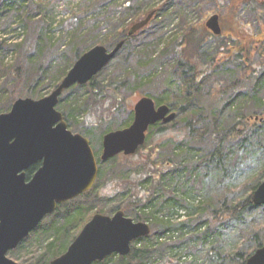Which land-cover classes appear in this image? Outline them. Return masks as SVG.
<instances>
[{"label":"rangeland","instance_id":"1","mask_svg":"<svg viewBox=\"0 0 264 264\" xmlns=\"http://www.w3.org/2000/svg\"><path fill=\"white\" fill-rule=\"evenodd\" d=\"M161 6L166 7V16L156 17L151 25L153 30L150 29L146 32L147 35L154 32L155 36L162 37V44L156 53L162 51L161 48H165L172 37H176L181 32L182 28L200 22L205 26L208 18L216 14L219 18L221 29L219 36L221 38H212L205 42L202 53L209 58L222 60L225 57V52L231 48V39H236L251 51L253 63L261 65L264 69V63L257 55L259 41L264 38V0H152L150 4V8H160L159 12ZM62 16L60 13L48 16L47 20L51 18L53 22L47 29L41 25L38 18L35 19L34 26L27 24L26 29L13 25L12 27H16V31L12 32V35H7L14 36V42H19L20 46L8 48L5 53V65L8 69L21 67L23 78H25V73L29 77L28 75H33L37 68L42 66V71L47 76L44 84H48V87H44L46 90L44 89L41 97L48 95L53 90L54 86L49 82L57 77L60 68L72 61V53L67 44L68 38L65 42L60 40L62 30L59 28L58 21L62 19ZM241 25L243 27H240ZM205 29L211 32L206 26ZM241 29L244 32L238 34ZM44 31L47 33L45 34ZM105 34L106 32L103 30L99 33L98 38H104ZM141 37L142 35L138 36V38ZM100 41L96 45L105 46ZM220 44H222L221 49L218 47ZM67 49L69 51L64 53ZM25 56H28L27 60H25ZM30 56H32L31 59H29ZM171 57L170 64L173 61V56ZM168 62L157 66L155 71L163 72L169 66ZM221 69L218 70L217 78L224 84L233 83L238 79L239 71L233 62L222 65ZM46 70H49V73ZM128 70H125L123 56L118 55L96 75L97 87H104L113 81L110 86L117 91L120 87L126 101L131 103V112L123 105L115 113L108 114L107 121H104V118L99 120V118L101 114L106 115L108 109L104 111V108H96L93 99L86 95L85 87L76 85L75 88L70 87L61 95L62 98H77L78 103L88 106L87 109L84 108L85 111L80 112L77 121L71 119L66 122L68 129L73 133L81 134L88 139L97 161V171L101 165L102 176L94 188L89 190L90 192L87 191V194L73 200L75 204L72 211L68 212L64 206L65 208H62L59 213L55 212L45 217L41 221L42 223L40 222L41 227L30 232L15 249L7 253V256L18 264H28L26 260L30 262L40 256H44L43 260H45V264H48L52 259L64 253L80 231L79 229L82 228H77V224H71L70 220L68 221L69 214L78 210L83 217V223H86L96 213L112 215L122 196L116 195L117 192L114 191L113 184L120 183V187H123L124 185L128 186L130 181L135 179L143 181L148 176L147 172L155 179L152 180L153 182L159 183L160 181L157 186L152 185L155 189L153 195L155 199L147 206L149 211L155 208L153 217L157 218L158 222L152 223L151 220H155L153 218H149V221L136 220L148 223L151 230L150 234L143 238L145 240L131 244V249L143 248L150 251L144 259L145 261L143 260L144 264H201L212 245L223 255L232 254L236 247L242 245L243 241L250 236L252 230L259 229L264 232V209L256 210L251 219L244 222H232L224 229L217 226L216 231H220L217 239L214 238V232L206 240L200 234L194 236L193 229L197 227H194L192 221L199 220V210H203L206 202H212L220 196L241 200L250 193L252 187L260 179L264 180V132H260L259 137H255L256 134L251 133L243 141L232 142L227 149L224 163H206L207 145L203 142L199 143L197 140L183 139L172 120L171 123H160L151 129L146 134L143 146L131 156L124 158L123 154H119L106 161L100 160L103 135L109 131L125 128L131 123L133 104L145 95L143 93L146 90H149L154 97L159 94V89L155 85L149 89L146 86H137L138 83H134L132 77H127L126 74L130 73L136 79L134 74ZM0 76V93L3 92V101L0 102V107L7 109L10 99L31 97L26 93L23 81L16 82L10 73L2 77L1 70ZM169 76L167 74L166 78L160 81V85H164ZM125 80H127L125 85L121 87ZM240 104L243 112H248L252 106L250 101H241L238 105ZM172 125L174 126L170 128ZM157 127H164L166 130L162 135H159L156 133ZM206 127L207 125H204V128ZM180 149L189 150L191 153L187 157L186 155L181 156ZM145 162L151 165L152 169L147 170ZM167 163L169 164L168 168H166ZM195 164H200V168L195 167L194 172H191L190 167ZM164 165L163 170H165L166 175L164 176L166 177L162 179L158 169ZM144 184L145 187L150 186L147 183ZM120 189L119 192L127 196L125 188ZM196 208L198 209L196 210ZM128 217L134 219L132 215H128ZM165 220H170L171 229H164V238L163 234L153 237L152 235L157 231H163ZM187 220L189 221L187 222ZM180 223L184 225L182 230L178 228ZM208 225L207 222L202 224L201 230H205ZM166 232L173 233L175 237L168 238ZM181 232H183L182 236ZM248 242L249 239L246 244ZM128 255L125 256L126 259ZM117 257L119 255L112 254L103 263L117 264Z\"/></svg>","mask_w":264,"mask_h":264},{"label":"trees","instance_id":"2","mask_svg":"<svg viewBox=\"0 0 264 264\" xmlns=\"http://www.w3.org/2000/svg\"><path fill=\"white\" fill-rule=\"evenodd\" d=\"M151 3L152 0H2L0 1L1 75L4 77L7 76V73H10V75L14 76L16 82L23 81L25 91L29 96L34 98L42 96V92L48 87V84H44L47 76L42 71V66L37 68L33 75H28L29 77L25 73V78H23L21 67L8 69L5 65V53L8 48L20 46L19 42H14V36L7 35H12V32L16 31L17 26H22L24 29L27 28V24L34 26L36 18L40 19L38 21H41V25H44L43 27L47 29L53 22V19L47 20V17L60 13L63 15L62 19L58 21L59 28L62 30L60 40L65 42L66 38H68L67 44L72 53V61L65 67L60 68L61 70H59L55 79H51L52 81L49 83L52 86L55 87L58 84L73 64V60L99 43L98 41L102 40L100 42L104 43L108 49H111L118 41L123 40L124 44L116 56H123L125 70L129 69L128 71L133 73L136 79L130 73L126 74L127 77H132L133 82L138 83L137 86H146L147 89L153 85L157 86L159 89L157 96L151 95L149 90H146L143 96H151L157 105L167 104L176 113L173 121L183 139L197 140L199 143L203 142L207 145L206 163H224L227 149L232 142L243 141L251 133L256 134L255 137H259V133L264 132V69L261 65L253 63L251 51L242 46L236 39H231V48L228 52H225V57L222 60L209 58L203 54L202 49L205 42L212 38H221V36H215L207 31L202 22L182 28L181 32L176 37H172L165 48H161L162 51L156 53L158 47L162 44V37L155 36L154 32L147 35L146 32L150 29L151 31L153 30L151 25L156 17L161 16L162 18L166 16V7L161 6V11L159 12L160 8L158 7L150 8ZM150 12H154V15L148 24L128 37L127 32L130 26L143 19ZM13 25H16V27H12ZM240 27H243V25ZM103 30L106 32L105 37L99 39V33ZM242 31V29L239 30L238 34H241ZM44 33L46 34L47 32L44 31ZM140 35L142 37L138 38ZM218 47L221 49L222 44ZM68 51L69 49L64 53ZM257 55L264 63V38L259 41ZM171 56H173L172 64H170ZM27 58L28 56H25V60ZM31 58L32 56L29 57V59ZM19 61L21 62V60ZM167 61H169V68L166 67L163 72L157 73L155 68ZM229 62H233L238 68L239 76L235 82L224 84L222 80L217 78V73L222 65ZM46 72L49 73V70H46ZM166 73L170 76L169 78L167 77L168 79L164 85H160V81L166 78ZM95 79L96 75L88 83L80 87L87 89L86 95L93 99L96 108H104V111L108 109L107 114H101L99 120L104 118V121H107L106 117L108 114L115 113L123 105L131 112V103L126 101L124 94L120 91V87L118 91L112 88L110 84L113 81H110L109 85L104 87H97ZM127 80L122 82L121 87L125 85L124 83ZM74 86L76 85L72 87L75 88ZM2 93H0V102L3 101ZM13 100L10 99L7 109L0 107V113L8 111ZM78 101L77 98H59L56 108L62 111L67 122L71 119L77 121L80 112L85 111L84 108L87 109L88 106L86 107V105L78 103ZM241 101H250L252 103L248 112H243L240 108L241 104L238 105ZM159 124L151 126L147 133ZM204 125H207V127L204 128ZM165 130L164 127H157L156 133L162 135ZM189 153H191L189 150L180 149L181 156L186 155L187 157V155H190ZM122 156L125 158V155ZM98 164L100 165V163ZM39 165L40 162H37L25 171L27 180L31 178ZM165 165L158 169L162 179L166 177L164 176L166 175L165 170H163ZM168 167L169 164L167 163L166 168ZM195 167L200 168V164L191 166L190 171L194 172ZM146 169L150 170L152 166L147 163ZM147 174L148 176L143 181L135 179L130 181L128 186L124 185L125 187H120V183H114L113 189L117 192L116 195H122L116 210H123L126 216L132 215L134 221L141 219L149 221V218H153L155 219L151 220L153 223L158 222L157 218L153 217L155 216L153 214L155 208L149 211L147 206L155 199L153 196L155 189L152 185L157 186L160 181L159 183L157 181L153 182L152 180L155 179L152 178L149 172ZM101 176L100 165L96 181L91 190ZM262 180L263 178L241 200L220 196L212 202H206L202 208L203 210H199V220H192L194 227H197L193 229L195 232L194 236L200 234L206 240L214 232V238H216L218 233H220V231H216L217 226L224 229L232 222L238 223L251 219L253 213L258 209L263 210L264 205H254L251 197L252 192ZM144 183L150 186L145 187ZM120 188H125L127 196L119 192L121 191ZM74 204L73 200L60 204L55 212L59 213L65 207L70 212ZM192 214H195V212H192ZM69 220L71 224H77V228H81L85 224L78 210L69 214ZM169 222L170 220H165L163 231H157L152 236L158 237L163 234L164 238V229L170 230L172 227ZM206 222L209 223L208 227L205 230H201V225ZM41 223L38 227H41ZM183 227L184 225L181 223L178 226L180 230ZM166 234L168 238L175 237L173 233L169 234L166 232ZM180 234L182 236L183 232ZM248 239L249 242L246 244ZM141 240L145 239L139 238L134 241V244ZM263 244L264 232L259 229L252 230L250 236L243 241L242 245L236 247L232 254L223 255L212 245L201 264H245L246 259ZM149 252V250L143 248H132L129 255L127 254V259L125 256L117 257V264H125L126 261V264H144V259H146ZM43 257H36L33 261L29 262V260H26V262L28 264H45ZM107 260L108 257L101 262L92 264H105L103 262Z\"/></svg>","mask_w":264,"mask_h":264},{"label":"water","instance_id":"3","mask_svg":"<svg viewBox=\"0 0 264 264\" xmlns=\"http://www.w3.org/2000/svg\"><path fill=\"white\" fill-rule=\"evenodd\" d=\"M154 12L132 24L130 37L142 29ZM205 26L215 36L221 33L218 15ZM124 44L111 49L94 45L74 60L59 83L46 96L18 98L8 111L0 113V264H18L7 256L30 232L60 204L89 191L97 177V161L87 138L68 129L64 115L56 106L73 85H84L97 75ZM131 123L102 137L101 161L119 154H134L145 142L148 129L171 122L176 113L166 104L157 105L142 96L132 107ZM39 167L29 180L25 171ZM252 202L264 205V180L252 192ZM146 222L133 221L122 210L112 215L94 214L80 229L66 251L48 264H92L112 254L126 256L131 244L150 234ZM245 264H264V244Z\"/></svg>","mask_w":264,"mask_h":264}]
</instances>
